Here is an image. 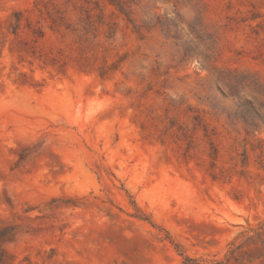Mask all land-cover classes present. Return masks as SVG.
<instances>
[{
  "label": "rangeland",
  "instance_id": "374dc122",
  "mask_svg": "<svg viewBox=\"0 0 264 264\" xmlns=\"http://www.w3.org/2000/svg\"><path fill=\"white\" fill-rule=\"evenodd\" d=\"M213 46L264 82V0H0L13 264H264V95Z\"/></svg>",
  "mask_w": 264,
  "mask_h": 264
},
{
  "label": "trees",
  "instance_id": "16d2710c",
  "mask_svg": "<svg viewBox=\"0 0 264 264\" xmlns=\"http://www.w3.org/2000/svg\"><path fill=\"white\" fill-rule=\"evenodd\" d=\"M162 16L156 17V23H158L162 28H164V31L166 33V36L168 38H176V33L169 27V24L163 19ZM18 19V18H17ZM174 27H176L175 24H173ZM190 48H183V56H189L191 53ZM220 48L217 46H213L210 48V53L208 54H202L203 60L205 61L207 65V69L210 72L211 75H214L217 80H220L222 82H226L227 86L230 88V93H235L236 89L239 85H242L244 83L251 84L254 89H257L259 92L264 95V82H261L252 74L251 72H239L235 69H226V68H218L215 65V61L220 55ZM260 108L264 109V103H259ZM243 123L246 126H256L255 120L256 119H264V117L259 115L258 111L250 106V110L246 112V114H243L241 116ZM8 232V229H4L0 231V237L4 236ZM255 233L257 235L262 236L264 234V222L260 223L257 227H248L247 230L243 231L240 236L244 238H250L248 236V233ZM261 242H264V238L261 240ZM238 248L235 243H231V248L229 251V255L226 256V260L229 261L230 259H234L239 264L242 263L241 258H239V255L237 254L236 249ZM186 262L193 261V259L186 257ZM223 261L214 260L212 264H223ZM0 264H13V258L11 254H9L5 248L0 247Z\"/></svg>",
  "mask_w": 264,
  "mask_h": 264
}]
</instances>
